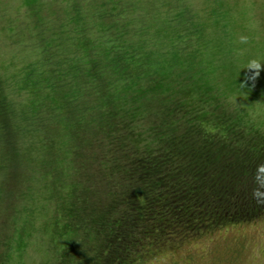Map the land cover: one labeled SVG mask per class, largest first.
I'll list each match as a JSON object with an SVG mask.
<instances>
[{"label": "trees", "instance_id": "1", "mask_svg": "<svg viewBox=\"0 0 264 264\" xmlns=\"http://www.w3.org/2000/svg\"><path fill=\"white\" fill-rule=\"evenodd\" d=\"M107 4L90 16L100 23L97 28L72 3L69 18L60 19L48 35L32 29V40L41 35L37 60L23 69L14 88L0 74V148L5 152L0 168L12 169L17 158L31 167L43 162V129L54 122L61 123L63 134H74L73 151L77 139L86 137L94 154L77 160L69 153L65 160L70 162L59 163L64 174L78 171L82 182L108 186L99 217L88 222H95L97 232L86 236L93 242L84 264H136L171 242L264 217V135L257 140L255 128L238 127L235 121L243 118L220 110V97L211 90L182 99L173 76L176 65L161 62L163 56L153 61L147 50L151 41L144 47L140 38L144 25L124 22L132 10L114 11L113 2ZM72 21L81 27L72 30ZM183 32L174 36L171 54L182 56L192 45L202 54L200 38ZM13 90L37 101L19 109ZM52 92L57 99L46 95ZM153 101L163 108L158 120L149 117L147 104ZM46 161L54 191L64 186V178L55 175L51 159ZM92 171L96 179L87 176ZM82 182L72 184L57 206L61 214L55 223L64 229V236L58 234L66 251L77 244L80 229L88 228L81 214L88 203L79 191Z\"/></svg>", "mask_w": 264, "mask_h": 264}, {"label": "rangeland", "instance_id": "2", "mask_svg": "<svg viewBox=\"0 0 264 264\" xmlns=\"http://www.w3.org/2000/svg\"><path fill=\"white\" fill-rule=\"evenodd\" d=\"M104 1L109 2L108 7L115 6L114 11L132 10L123 13L124 22L133 28L139 23L144 25L139 37L144 47L145 42L151 41L147 50L151 49L153 61L163 56L161 62L176 65L173 76L181 84L182 99L211 90L212 96L220 97V110L243 118V122L235 121L238 127L255 128L257 134L255 130L252 133L257 140L264 135V66L254 81L248 79L253 70L247 69L250 59L264 62V0H0V74L12 88L16 87L23 69L38 58L37 40L41 35L32 40V29L48 35L61 20L69 18L66 12L75 7L72 3L82 15H87L84 21L97 28L100 23L90 16ZM183 20L188 22L183 24ZM73 22L72 30L81 27L80 22ZM184 30L194 32L189 36L200 38L202 54H195L194 45L186 47L182 56L171 54L174 36ZM242 35L248 37L246 43H241ZM241 83L244 88L239 86ZM14 91L11 96L19 109H28L32 100L37 101L24 90L20 94ZM46 95L57 99L54 92ZM147 106L152 120L164 113L156 101ZM61 127L60 122H54L52 127L43 129L44 138L39 144L45 146L42 151L39 148L43 162L31 167L17 158V162L10 160L14 162L11 171L0 168V264H84L89 253L93 238L86 236L97 229L95 222H88L99 217L101 206L107 202L108 186L96 181L84 183V175L78 171L64 174L59 163L70 162L65 160L67 154L74 153L77 160H83L94 150L83 136L77 139L73 151L75 136L63 134ZM4 154L0 148V160ZM48 158L53 162L55 175L64 178V186L58 185L57 191L52 190L56 182L49 179ZM87 176L96 179L97 173L92 171ZM78 181L83 183L79 191L88 197L85 212H81L88 228L80 229L77 244L66 251L59 235L64 236V229L55 223L61 214L57 206L60 196ZM136 264H264V217L225 224L199 236L171 242Z\"/></svg>", "mask_w": 264, "mask_h": 264}, {"label": "clouds", "instance_id": "3", "mask_svg": "<svg viewBox=\"0 0 264 264\" xmlns=\"http://www.w3.org/2000/svg\"><path fill=\"white\" fill-rule=\"evenodd\" d=\"M239 39H240L241 43H246L248 37L242 35V36L239 37ZM262 66H264V62H262V61H260L258 59H255V58L250 59L248 64H247V69L253 70V71H252L251 76L248 77V79L254 81L255 78L259 75V72H260ZM239 86L241 88H244V84L243 83H241Z\"/></svg>", "mask_w": 264, "mask_h": 264}]
</instances>
